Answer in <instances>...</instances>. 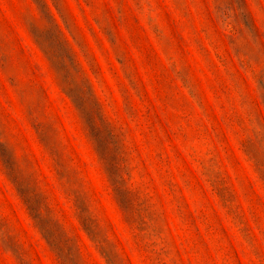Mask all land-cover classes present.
<instances>
[{
    "label": "rangeland",
    "instance_id": "374dc122",
    "mask_svg": "<svg viewBox=\"0 0 264 264\" xmlns=\"http://www.w3.org/2000/svg\"><path fill=\"white\" fill-rule=\"evenodd\" d=\"M0 264H264V0H0Z\"/></svg>",
    "mask_w": 264,
    "mask_h": 264
}]
</instances>
